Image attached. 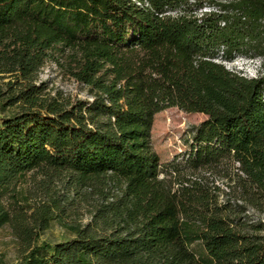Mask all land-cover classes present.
<instances>
[{"label": "trees", "instance_id": "1", "mask_svg": "<svg viewBox=\"0 0 264 264\" xmlns=\"http://www.w3.org/2000/svg\"><path fill=\"white\" fill-rule=\"evenodd\" d=\"M242 55L264 56V0H0V230L20 264H264V76L218 61ZM49 62L91 98L48 92ZM171 107L208 118L163 170ZM54 222L69 237L40 242Z\"/></svg>", "mask_w": 264, "mask_h": 264}, {"label": "rangeland", "instance_id": "2", "mask_svg": "<svg viewBox=\"0 0 264 264\" xmlns=\"http://www.w3.org/2000/svg\"><path fill=\"white\" fill-rule=\"evenodd\" d=\"M205 1H225V0H205ZM200 13V12H199ZM218 61L223 63L227 69L248 78H256L264 76V56L251 57L242 55L234 60H226L222 57ZM39 83L45 82L47 91L53 95L58 91L62 92L64 96L78 97L79 99L91 98L88 89L82 85L77 84L70 75H68L63 68L56 62H49L40 72ZM208 117L202 113H186L177 107H171L159 112L154 119L152 129V145L154 150L161 158V169L169 170L168 165L180 154L184 153L192 143V131L194 127ZM41 178H38V182ZM220 184L222 180H217ZM24 189L33 191L37 188L36 182L30 177L27 183L23 184ZM54 191L62 187L57 184L52 187ZM39 197L34 196L31 203L39 200ZM78 219L83 224L91 221L89 207L84 204L77 208ZM70 209L69 213L76 211ZM255 218L259 216L251 211ZM69 237V232L62 227L58 222H54L52 226L45 230L40 235V242L47 241L51 243L65 240ZM22 261L21 246L16 239L12 228L5 227L0 230V264H20Z\"/></svg>", "mask_w": 264, "mask_h": 264}, {"label": "built area", "instance_id": "3", "mask_svg": "<svg viewBox=\"0 0 264 264\" xmlns=\"http://www.w3.org/2000/svg\"><path fill=\"white\" fill-rule=\"evenodd\" d=\"M213 10L216 11V9H214V8H212V7L205 6L203 9L200 10V13L211 12V11H213ZM216 183H217V185H219L223 190L228 191V187H227V185H226L225 183H223V181H222L223 184H220V183L217 182V181H216ZM221 198H223V195L221 196Z\"/></svg>", "mask_w": 264, "mask_h": 264}]
</instances>
